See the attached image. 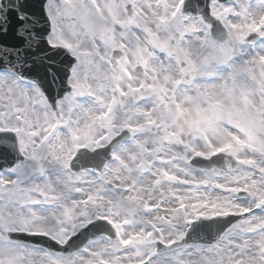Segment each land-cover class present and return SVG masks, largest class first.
<instances>
[{
	"label": "snow or ice",
	"instance_id": "1",
	"mask_svg": "<svg viewBox=\"0 0 264 264\" xmlns=\"http://www.w3.org/2000/svg\"><path fill=\"white\" fill-rule=\"evenodd\" d=\"M0 264H264V0H0Z\"/></svg>",
	"mask_w": 264,
	"mask_h": 264
},
{
	"label": "water",
	"instance_id": "2",
	"mask_svg": "<svg viewBox=\"0 0 264 264\" xmlns=\"http://www.w3.org/2000/svg\"><path fill=\"white\" fill-rule=\"evenodd\" d=\"M29 3L37 5V10H38V6L41 3V0H29Z\"/></svg>",
	"mask_w": 264,
	"mask_h": 264
}]
</instances>
